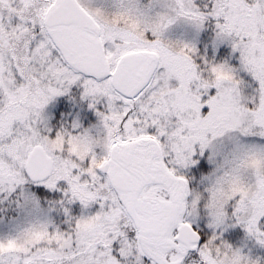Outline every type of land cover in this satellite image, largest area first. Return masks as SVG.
I'll list each match as a JSON object with an SVG mask.
<instances>
[{"label": "snow or ice", "instance_id": "snow-or-ice-1", "mask_svg": "<svg viewBox=\"0 0 264 264\" xmlns=\"http://www.w3.org/2000/svg\"><path fill=\"white\" fill-rule=\"evenodd\" d=\"M0 264H264V0H0Z\"/></svg>", "mask_w": 264, "mask_h": 264}, {"label": "rangeland", "instance_id": "rangeland-1", "mask_svg": "<svg viewBox=\"0 0 264 264\" xmlns=\"http://www.w3.org/2000/svg\"><path fill=\"white\" fill-rule=\"evenodd\" d=\"M176 35H179V31H177ZM86 112H87L86 109H83L82 112H81V115H82V123H83V126L84 127H89L90 124L96 123V120H95V117L94 116L91 117V118H89L86 115Z\"/></svg>", "mask_w": 264, "mask_h": 264}]
</instances>
